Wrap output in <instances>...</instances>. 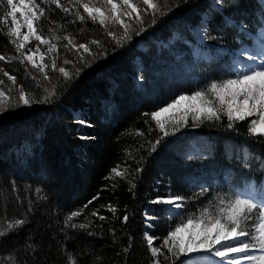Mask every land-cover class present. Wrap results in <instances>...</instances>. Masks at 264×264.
Here are the masks:
<instances>
[{"label": "trees", "instance_id": "obj_1", "mask_svg": "<svg viewBox=\"0 0 264 264\" xmlns=\"http://www.w3.org/2000/svg\"><path fill=\"white\" fill-rule=\"evenodd\" d=\"M158 2L165 11L167 6L171 10L151 23L149 9L144 31L139 35L133 32L119 47L103 26L87 18L81 6L60 0L71 9L66 13L50 2L42 4L45 16L39 25L45 37L53 35L51 28L58 36L74 37L77 44L93 39L101 42L99 48L90 45L99 55L84 54L90 61L84 66L78 59L83 50L78 53L64 47L67 41L62 39L50 41L58 45V51L50 55H66L64 59L73 55L69 59L73 63L64 66L67 70L74 73L76 67L83 68L70 81L51 68L46 69L49 79L45 80L27 61L22 64L14 59L19 53L6 31H0V55L6 57L0 61V69L17 78L11 95H18L19 85L36 100L56 93L48 103L21 104L0 114V231L7 230L10 221L26 220L23 226L0 237V264H151L145 232L160 238L154 241V246H159L169 227L180 220L169 219L168 205L151 203L158 194L187 197L181 216L199 215L210 200L218 204L217 194L235 198V193H242L251 183L259 187L264 184V136L249 134L250 118L228 128L224 115L219 121L202 123H194L189 117L187 125L181 124L151 151V144L163 134L149 115L180 95L234 78L233 61L238 51L257 46L256 38L264 24V0ZM3 10L0 6V12ZM77 11L86 17L84 21L76 18ZM204 18L213 39L202 40L197 32ZM197 45L210 51L213 58L197 59ZM121 62L130 66L116 65ZM116 68L123 70L122 79L114 78L107 85L97 82L98 75L114 74ZM3 71L0 79L5 81L7 94L11 83ZM111 89L115 100L109 97ZM209 99L217 103L211 94ZM99 106L112 115L101 113ZM79 119L90 126L81 125ZM244 153L249 154L247 161ZM203 156L208 165L202 163ZM117 165L130 174L137 167L143 169L134 178L129 176L136 185L132 191L128 179L111 174ZM201 185L208 191L197 197ZM108 205L116 212H110ZM97 209L98 215H91ZM74 211L81 215L66 226L67 216ZM146 213L157 217L149 222L153 224L150 229L145 223ZM125 214L129 216L126 224L122 222ZM100 215L107 219L99 220ZM72 223L88 228H72ZM129 244L125 253L123 249ZM163 251L167 254L166 249ZM185 260L181 256L174 264Z\"/></svg>", "mask_w": 264, "mask_h": 264}, {"label": "snow or ice", "instance_id": "obj_2", "mask_svg": "<svg viewBox=\"0 0 264 264\" xmlns=\"http://www.w3.org/2000/svg\"><path fill=\"white\" fill-rule=\"evenodd\" d=\"M54 4L57 8H62L66 13L71 9L64 7L60 0H0V6L3 11L0 12V31H6V34L11 38V43L14 44L19 56L13 57L19 59L20 63L27 61L32 68L37 69L43 74L44 79L48 80L49 68L48 64L43 63L44 57L41 56V62H37L33 56L40 52L39 44L47 45V53H56L58 45L55 42L64 40L67 43L64 47L69 46L76 52L83 50V54L79 55V62L84 66H89L90 61L86 58L88 56L95 57L99 53H94L90 45H96L98 48L102 47L99 40H91L88 43L75 42V38L70 35L58 36L52 32L51 37H45L43 30L39 25L41 17L45 16V8L41 5L44 3ZM222 2V0H218ZM69 3L81 6L87 18L93 22H98L107 30V35L112 37L115 44L123 46L125 41L132 37V33L137 35L144 31V16L149 14L152 17L151 23H155L157 16L167 14L171 10V6H167V11L161 6L158 0H102L104 10L101 7H96L92 0L84 2V0H69ZM92 3V7L89 4ZM146 5L147 8L142 7ZM22 8L20 16L17 17V9ZM135 14V15H134ZM125 17L127 19H125ZM9 18L11 23L9 24ZM76 18L84 21L86 17L76 12ZM34 22H36L34 24ZM230 23V21H229ZM134 24L136 27H134ZM207 20L201 22V39H213L208 34ZM115 26L122 29L118 36L112 27ZM61 28L63 26H60ZM243 27V26H242ZM26 28V32L21 29ZM261 39L259 44L254 48L241 47L238 51L237 58L233 61L234 78L225 79L219 82H212L206 89L196 90L191 95H180L167 104L166 107L150 113L151 120L155 121L158 130L163 134L155 142L151 144V151H156L164 137H167L178 127L183 124H188V119L191 117L194 123H202L203 121H219L221 115L227 117L228 128H233L238 121H244L248 117L254 116L248 123V132L252 136H264V24L261 25L260 30ZM32 40L38 41L39 44L35 48V52L27 45ZM27 48V51H24ZM245 59L249 63H245ZM6 60V57L0 55V61ZM73 61L65 59L63 64H70ZM51 70L58 71L65 81H70L78 76L83 70L82 67H76L75 72H70L63 65L58 66L55 56L51 57ZM3 71V69H0ZM3 75L11 83V87L6 91L3 87L5 81L0 79V114L6 111L14 110L21 104L30 106L32 103H48L54 95L55 91L46 94L43 100L34 99L27 93L23 85L18 86V95L13 97L11 95L12 89L17 87V78L15 75H9L7 71H3ZM142 79V77H141ZM209 94L215 97L217 101L213 104L209 99ZM15 101V103H13ZM182 101L187 102L186 107H179ZM197 101L198 103H193ZM170 109L175 110V115L169 117L167 120H161L162 113H167ZM78 123L85 126H90L86 120L79 119ZM170 126L172 131L168 130ZM144 133L139 132L138 135ZM86 139V137H81ZM88 139H94L90 137ZM243 159L247 161L249 154L244 153ZM143 171L142 168L137 167L133 173H129L127 168L121 170L120 165L111 169V174L121 179H128L130 183V191L135 189L136 185L129 179L131 175L134 178L135 173ZM110 177H106L109 179ZM251 190V189H249ZM208 191L203 185L200 186V192L197 197ZM218 204L213 205L210 200L207 205L199 210V215L188 213L181 216V210L186 207L185 201L188 199L179 194L168 192L160 195L151 201L152 204L168 205L166 209L169 219L180 217L178 223L174 227H169L167 236L163 238L159 246H154V241L160 239L154 235H149L145 232V239L150 250L152 259L151 264H174L181 256H189L195 252H207L214 257H220L223 264H241V261H246L247 264H264V199L257 200L252 196H245L243 193H235V198L225 199L223 195L217 194ZM95 199V198H94ZM91 203V201H89ZM87 207V205H85ZM105 207L104 205L100 206ZM108 210L112 213L116 212V208L108 205ZM99 209L93 211L91 215L97 216ZM256 213L254 216L253 213ZM80 211L71 212L65 221L66 226L73 220L74 217L80 216ZM146 226L150 229L153 227L150 221L157 219L155 216L145 214ZM99 220H106L105 216H98ZM129 216L125 214L122 217V222L127 223ZM250 221L254 224L250 225ZM26 220L23 218L10 221L7 225V230L0 231V237L7 236L10 231L23 226ZM72 228L79 227L80 229H87L88 225L75 223L70 224ZM89 236L92 232L87 233ZM131 239V238H129ZM131 247H125L123 251L127 253ZM167 250V254L163 251ZM162 257V259H161ZM193 264H196L194 261Z\"/></svg>", "mask_w": 264, "mask_h": 264}, {"label": "rangeland", "instance_id": "obj_3", "mask_svg": "<svg viewBox=\"0 0 264 264\" xmlns=\"http://www.w3.org/2000/svg\"><path fill=\"white\" fill-rule=\"evenodd\" d=\"M119 2V0H117V3ZM93 3L95 4L96 7H101V10L103 11L104 10V5L102 3V0L101 1H96L94 0ZM20 16V12L17 11V17ZM205 20V18L203 19ZM35 24V23H34ZM112 27V30L115 28V26H110ZM22 32H26L27 29L24 28V29H21ZM114 31L116 32V34L119 36L122 32V29H119L118 27H116L114 29ZM197 32L200 34L201 36V28H198L197 29ZM44 35V33H43ZM45 36V35H44ZM261 39V36L259 35V37L256 38V42H257V45L259 44V41ZM39 44L38 41H35V40H32L31 43H29V46H27V48H31L33 50V52H35V48L36 46ZM39 48H40V52L39 53H36L33 58L37 61V62H41L40 60V57L43 56L44 59H43V63L49 65V68H51V57L52 55H50V53H47V45H43V44H39ZM198 48V51L200 50L199 47ZM207 51V50H206ZM210 57H213L210 53H209ZM66 55H61V54H58V55H55V58H56V61H57V65L60 66V65H63V61L65 59H70L71 54H69L65 59ZM245 63H249L246 59H245ZM123 65V66H130V63L129 62H124V63H117L116 65ZM103 71V70H101ZM138 73V71H137ZM122 74H123V70L122 69H115V73L114 74H111V73H106V74H100L97 76V82L99 84H105L107 85L109 82H111L114 78H119V79H122ZM108 88V87H107ZM105 88L104 91L107 89ZM101 92V91H100ZM111 93H112V89H111V92L109 91V97H111ZM32 96V95H31ZM33 98L35 99V95L33 96ZM112 100H115L112 98ZM187 104H186V101H182L181 102V105H178L177 108L179 107H186ZM175 113V110L174 109H170L167 113H162L161 115V120H163L164 118H168L171 114H174ZM78 116V115H77ZM254 119L255 117L252 116V117H248V119ZM2 185V184H1ZM0 185V186H1ZM251 189V190H249ZM242 193L245 195V196H252L253 198L257 199V200H260V199H264V184L259 187L258 185H256L255 183H251L249 185H247L244 190L242 191ZM1 221V220H0ZM186 257V256H185ZM196 262V264H223V262L221 261V258L220 257H214L212 256L210 253H207V252H195V253H191L189 254V256L186 257V260L183 262V264H193V262ZM242 264V262H241Z\"/></svg>", "mask_w": 264, "mask_h": 264}, {"label": "bare ground", "instance_id": "obj_4", "mask_svg": "<svg viewBox=\"0 0 264 264\" xmlns=\"http://www.w3.org/2000/svg\"><path fill=\"white\" fill-rule=\"evenodd\" d=\"M193 103H198L197 101H194ZM186 104H187V102H186ZM99 108V110H100V112L101 113H103V114H107V115H112V113L110 112V111H105V110H103L102 108H101V106H99L98 107ZM35 149V148H34ZM202 163H205L206 165H208L207 164V161H206V159H205V157L203 156V158H202ZM184 262V261H183ZM183 264V263H182Z\"/></svg>", "mask_w": 264, "mask_h": 264}]
</instances>
